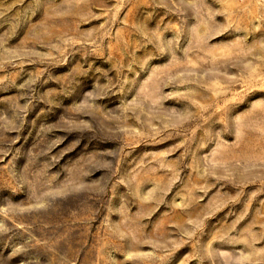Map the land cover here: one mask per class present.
<instances>
[{"label": "rangeland", "instance_id": "1", "mask_svg": "<svg viewBox=\"0 0 264 264\" xmlns=\"http://www.w3.org/2000/svg\"><path fill=\"white\" fill-rule=\"evenodd\" d=\"M0 264H264V0H0Z\"/></svg>", "mask_w": 264, "mask_h": 264}]
</instances>
